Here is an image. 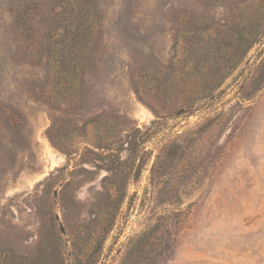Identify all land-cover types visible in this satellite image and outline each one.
<instances>
[{"label":"rangeland","instance_id":"rangeland-1","mask_svg":"<svg viewBox=\"0 0 264 264\" xmlns=\"http://www.w3.org/2000/svg\"><path fill=\"white\" fill-rule=\"evenodd\" d=\"M0 264H264V0H0Z\"/></svg>","mask_w":264,"mask_h":264}]
</instances>
